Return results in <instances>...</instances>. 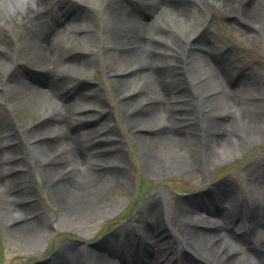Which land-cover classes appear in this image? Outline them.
I'll use <instances>...</instances> for the list:
<instances>
[{
	"label": "bare ground",
	"instance_id": "1",
	"mask_svg": "<svg viewBox=\"0 0 264 264\" xmlns=\"http://www.w3.org/2000/svg\"><path fill=\"white\" fill-rule=\"evenodd\" d=\"M70 1L100 17L88 16L83 23L72 11L74 25L69 28L56 6ZM212 1L226 19L264 46V0ZM0 11V96H7L4 103L23 106L42 118L38 123L25 122L14 133L6 130L7 123L0 117V225L30 248L40 246L50 222L34 194L32 171L43 174L64 224L75 214L94 216L104 209L108 201L101 198L119 189L129 175L121 146L125 137L120 138L117 125L108 119L112 106L98 89L79 91L71 98L63 92V83L101 67L103 57L110 62L107 77L147 175L159 177L170 170L192 176L195 170L205 169L209 178L213 163L232 159L245 145L264 141V83L256 81L261 73L246 74V66H237L238 53L229 55L233 49L212 30V22L197 24L190 11L172 0H0ZM202 27L206 39L194 41ZM15 28L20 29V41L6 35ZM75 34L92 45L81 52ZM192 46L194 59L186 77L184 63ZM78 50L81 59L76 58ZM28 55L36 69H31L34 80L27 81L22 70ZM234 76H239L237 81ZM241 77L245 80L238 84ZM185 80L193 84L191 94ZM181 86L184 90L178 98L188 103L178 106L171 95ZM190 121L196 124L188 125ZM87 126L90 130L80 131ZM91 134H98L97 138ZM149 138L151 146L146 149ZM28 148L36 163L23 156ZM154 149L164 153V162L153 154ZM245 175L248 192L242 199L235 197L239 187L226 179L216 188L220 192L216 210L211 205L193 211L168 209L163 201L152 200L133 217L132 231L113 238L111 252H106L104 241L96 248L64 246L51 264H264V170L254 161ZM161 194L166 200L165 191ZM243 217L251 219L249 228L238 225Z\"/></svg>",
	"mask_w": 264,
	"mask_h": 264
},
{
	"label": "rangeland",
	"instance_id": "2",
	"mask_svg": "<svg viewBox=\"0 0 264 264\" xmlns=\"http://www.w3.org/2000/svg\"><path fill=\"white\" fill-rule=\"evenodd\" d=\"M193 4L195 7L193 12L189 13L190 16L196 20L197 24L211 21L213 23L212 30L222 36L225 39L224 42L226 44L228 43L233 49V52L229 55L232 57L233 54L236 52L238 53L235 56L236 58L240 57V61H236L237 65L248 67L249 69H246V74L261 73L260 78L256 81H260V85H262L264 83V46L261 43H256L255 37L251 36L250 39L249 34L244 31L245 29H243L241 25L232 24L220 11H217V2L212 0L207 2L190 0L187 4L184 3V6H187L189 10V6ZM126 7L130 10L133 9L127 5ZM71 10L74 13L82 15L81 20L83 23H86L88 16H91L87 13V9L79 4L73 5ZM16 13H18L17 10ZM59 15H61V13ZM95 15L97 19L100 17L98 13ZM69 17L67 19H69ZM91 17L97 20L95 17ZM61 19H64L63 15H61ZM67 23L69 26L74 25L71 19H69ZM174 29L176 28L174 27ZM161 31L163 33H168L170 29L161 28ZM6 35L14 41H20L21 39L20 29L18 28H15L12 33H6ZM80 35H76V37L80 39ZM206 36L207 30L205 27H202L195 34L194 41H198L200 37L205 40ZM80 41L81 44H77V48L80 49L81 52L92 45L89 40L84 39V41H82L80 39ZM80 51L78 50L76 52L77 59L83 58V54L78 53ZM191 52H195V46L188 47L187 49L186 76H189L188 65L191 60L193 61L194 59V57L192 58ZM29 57V55L26 56L23 65L26 66L27 73L35 78L32 72L33 70L31 69L36 68L28 61ZM100 60L101 67L95 68L92 72L85 73L84 77H80L78 80L74 81V83H77L76 92L78 93L84 90L90 92L91 89H98V92L102 94L107 104L112 106L111 114H109L108 119L112 121L113 125H117V134L119 133L120 138L124 139L123 136L125 137L124 142L121 139L123 142L121 146L125 154V159L128 162L129 175L124 178L125 180L123 182L119 183V189L111 190L101 198V201H108L104 209L94 216H76L75 214L73 218H70L69 221L64 224V216H60L49 190L45 187L43 174L38 170L32 171L30 180H34L33 191L38 201H40L39 206L41 210L46 213L50 221L49 225L47 230L42 234L40 246L37 249L30 248L21 243L16 237L11 235L3 225H0V264H51L53 256L57 254L61 247L76 245L81 248H96L97 244L101 243V241L105 242L107 237L110 236L113 238L116 237L118 233L127 234V232L132 230L133 226L131 221L133 217L138 212H141L142 208L152 202V200L154 202L157 200L163 201L168 209L171 207L173 209L181 208L183 210L189 209L193 211L196 209V203L193 201L202 193L201 191L205 188H207V190L209 189L208 191L205 190L207 191L205 196L209 199L210 191L212 190L210 187L216 186L217 188L218 183L226 179L232 181L234 185L239 187L238 194H236L235 197L237 199H242L243 195L248 192L245 174L249 166L256 161L257 165L264 170V141H260L257 142V144L245 145L242 152L232 159L230 158L229 160L227 159V161L223 160L213 163L210 167L211 177L209 178L205 177V169L195 170L192 173L195 177L193 175L191 176L190 173L177 174L170 170H164V172L160 173L159 177L147 175L144 162L141 158L140 148L137 146L135 138L130 133V127L123 115L124 111L116 104L118 99L117 93L115 92L116 89L111 80L107 77L106 68L110 62L104 57ZM243 78L244 77L240 78L238 84L244 82L245 78ZM62 80L64 79H61L59 82L63 83ZM68 80L70 81L71 79ZM65 84L66 82L63 83V85ZM186 85L189 91L187 93L191 94L192 89L189 87L192 85L191 82L189 81V84L186 83ZM261 88L264 92V86H261ZM180 89L184 90V86H181ZM249 93H251V95L255 94L253 92ZM171 96L175 99L174 101L180 102L183 100L178 98L181 96L179 93H174ZM4 97L7 98L6 95L0 96V101L2 99V103L0 104V117H3L4 121L7 123L5 127L7 131L15 132L21 130L22 126L27 121L38 123L42 120L38 113L33 112L30 114L28 110L22 108L23 106L18 109L16 104H12L11 102L4 103ZM20 104L24 105L22 101ZM95 119L97 118H90L88 120L91 121ZM100 124L104 125V122ZM88 128L90 127H82L80 131L90 130ZM93 135L95 134H91L92 137ZM150 141H152V138L148 139L146 149L151 146ZM179 148H184L186 150L185 147L180 145ZM23 152L25 153L24 150ZM153 154L159 159L162 158L161 160L164 162V153H162L160 149H154ZM23 156L25 159H29L31 163H36V155L31 152L30 148H28V154H24ZM125 159L123 158L122 162H124ZM162 191L166 193V200L164 199V195L161 194ZM9 203L14 204V202L10 200ZM112 204H115V206ZM251 223L252 221L248 222V220H245V217H243L238 225L240 227L244 225L250 226L252 225Z\"/></svg>",
	"mask_w": 264,
	"mask_h": 264
}]
</instances>
